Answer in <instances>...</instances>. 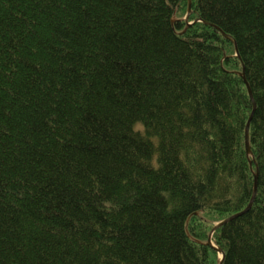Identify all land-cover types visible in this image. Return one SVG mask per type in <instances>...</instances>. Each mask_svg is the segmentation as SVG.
I'll return each instance as SVG.
<instances>
[{"label": "trees", "instance_id": "16d2710c", "mask_svg": "<svg viewBox=\"0 0 264 264\" xmlns=\"http://www.w3.org/2000/svg\"><path fill=\"white\" fill-rule=\"evenodd\" d=\"M191 3L218 31L187 0H0V264H213L249 165L212 241L264 264V0Z\"/></svg>", "mask_w": 264, "mask_h": 264}, {"label": "water", "instance_id": "95a60500", "mask_svg": "<svg viewBox=\"0 0 264 264\" xmlns=\"http://www.w3.org/2000/svg\"><path fill=\"white\" fill-rule=\"evenodd\" d=\"M190 13H191V11H190V0H188V15H189ZM221 33L223 34V36H224L225 39H227V40L231 41L232 43H234V41L231 40L230 37L225 36V34H224L223 32H221ZM234 45H235V53H237V46H236V43H234ZM240 76L242 77V79H243V81H244V83H245V85H246V87H247V89H248V91H249L250 101H251V103H252V111H251V114H250V116H249V118H248V121H247V123H246V128H245V143H246V148H247V151L250 152V146H249V142H248V140H249V139H248V130H249V127H250V122H251V120H252V117H253L254 111H255L256 104H255V102L253 101L252 93H251V90H250V88H249V86H248V83H247V81L245 80V74H244V71L240 74ZM250 155H251V152H250ZM250 155H249V156H250ZM257 176H258V171H257V174L255 175V179H257ZM254 199H255V191L253 192V195H252V197H251V199H250V204H251V202H252ZM247 210H248V207H247L244 211H240L239 213L234 214V215H232V216L226 218L224 221H222V222H220V223H217L216 225H214V228L212 229L211 234H212L215 230H217V229H219L221 226H223L224 224L228 223L229 221H231V220H233V219H235V218H237V217L243 215ZM211 234L208 236L207 245H208V246H211V247H212V248H213V249H214V250L220 255V259H219V261H218L217 264H222V263H223V260H224V253L222 252L221 249H219V248H217V247H215V246L212 245V242H211L212 235H211Z\"/></svg>", "mask_w": 264, "mask_h": 264}, {"label": "rangeland", "instance_id": "374dc122", "mask_svg": "<svg viewBox=\"0 0 264 264\" xmlns=\"http://www.w3.org/2000/svg\"><path fill=\"white\" fill-rule=\"evenodd\" d=\"M183 20L185 19V17H183L182 18ZM191 20L192 21H194L195 22V20H197L198 21V18H195V19H193V16H191ZM186 24V23H185ZM232 52V49L230 50V53ZM232 71H236V72H238L239 71V67H236V68H234ZM245 128H246V126L244 127V130H243V132H244V134H243V151H244V156H245V158L247 159V161L251 164L253 161H254V158H253V156H252V151H251V149H250V152H251V156H249L250 155V152H248L247 151V148H246V143H245ZM248 142H249V146H250V136H249V130H248ZM251 166L249 165V172H251L252 173V178H254V181H253V185H252V192H256V187H257V185H256V179H255V175L257 174V166L255 167V171H253V170H251ZM237 176V175H236ZM236 179V178H235ZM238 179V178H237ZM255 197H256V193H255ZM254 203V200L251 202V204H250V201H249V203L247 204V206L242 210V211H244L247 207H248V210L251 208V206H252V204ZM247 210V211H248ZM246 211V212H247ZM245 212V213H246ZM244 213V214H245ZM230 216H232V215H230ZM230 216H228V217H230ZM227 217V218H228ZM206 219H207V221H208V227H209V229L207 230V232H206V234L209 236L210 234H211V231H212V229L214 228V225H216L217 223H220V222H222V221H224V220H222V219H220V218H218L217 216H215V215H209V216H207L206 217ZM215 232H216V230L211 234L212 235V237H213V234H215ZM208 236H207V240H208ZM211 242H212V245L213 246H215V244H214V241H212V238H211ZM209 247H211V246H209ZM216 247V246H215ZM212 248V247H211ZM215 257V259H213V264H215L216 262H218L219 261V259H220V255L219 254H217V256H214Z\"/></svg>", "mask_w": 264, "mask_h": 264}]
</instances>
